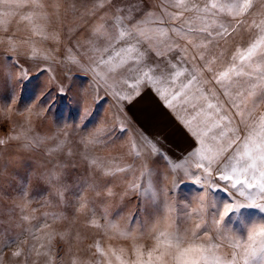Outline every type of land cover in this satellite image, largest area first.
I'll return each mask as SVG.
<instances>
[{
    "label": "snow or ice",
    "instance_id": "snow-or-ice-1",
    "mask_svg": "<svg viewBox=\"0 0 264 264\" xmlns=\"http://www.w3.org/2000/svg\"><path fill=\"white\" fill-rule=\"evenodd\" d=\"M52 19L70 22V46L65 49L63 60L55 61L34 41H18L12 34L14 24H23L36 36H43ZM243 27L255 29L256 35L246 47L236 50L226 69L215 71L219 57L214 49L221 42L228 44ZM0 32L7 37L10 52L18 53L28 46L24 53L28 67L11 56L6 60L12 63L0 62V77L9 84L10 92L8 99L0 101L5 109L15 100L16 87H26L33 79L38 81L32 94L39 101L36 115L43 116L46 109L59 103V98H69L70 89H47L40 82L39 78L51 71L50 60L77 65L91 74L92 105L97 109L102 100L111 101L109 120L89 131L96 121L92 105L85 106L89 97L83 89L71 97L80 119L74 134H79L81 156L104 180L102 185L85 182L79 188L75 211L88 207L90 202L84 194L89 188L97 196L103 192L106 198L113 197L108 185L118 177H132L124 195L140 191L141 182L146 180L145 191L151 192L157 201L154 215L139 228L141 237H152L151 248L145 251L141 244L133 243L125 258V249H120L118 255L116 250H106L96 243L95 264H113L112 257L119 264H264V216L258 215L250 222L244 220L241 228L228 222L230 217L240 219L248 209L264 214V112L258 111L264 106V0H259V6L257 0H0ZM81 34L83 42L79 39ZM51 38L58 39L55 34ZM33 63L35 74L31 73ZM204 74H212V80L207 82L224 88L229 97L234 95L230 105L234 110L232 116L221 115V109L208 101L205 90L199 87L206 82L202 79ZM49 79L55 81V77ZM144 88L166 109L188 114L179 116L192 138L184 155L176 159L166 155L159 140L127 121V105L141 96ZM32 114L29 107L20 132L10 139L21 141L26 150L38 149L48 141L56 145L49 151L63 150L69 143L68 134L61 138L63 129L58 127L51 135H34ZM234 121H238L235 127ZM124 136L132 163L120 166L93 154L98 145L107 147ZM6 143L0 140V145ZM67 154L71 155V151ZM153 157L157 164L163 161L168 171L154 172L149 168ZM62 167L50 169L43 176L61 198L62 192L56 186L62 180ZM178 171L182 176L172 175L169 183L170 173ZM186 181L199 186V193L192 195L190 202H178L176 193ZM215 192L226 194L227 199L221 201ZM27 195L25 188L22 196ZM25 206H21L22 211ZM88 211V224L92 227L136 239L137 229L129 226L131 221L127 218L122 226L109 219L105 210L101 224L95 218V208ZM43 215V223L25 229L33 241H39V233L51 227L49 218L53 223L66 219L60 213ZM22 220L30 222L31 218L22 216ZM56 235L49 231L48 242L41 243L39 249L33 243L28 255L43 256L45 264H93L90 259H78L71 245L65 249L64 244L58 243L53 250ZM58 235L60 241H66L69 233L61 231ZM12 243L20 241L17 238L0 242V252ZM225 247L229 249L227 253L222 252ZM11 254L21 257L23 252L17 248Z\"/></svg>",
    "mask_w": 264,
    "mask_h": 264
},
{
    "label": "rangeland",
    "instance_id": "rangeland-1",
    "mask_svg": "<svg viewBox=\"0 0 264 264\" xmlns=\"http://www.w3.org/2000/svg\"><path fill=\"white\" fill-rule=\"evenodd\" d=\"M257 6H259V0H257ZM257 19H259V17H257ZM254 35H256L255 29L249 31L246 27H243L240 29V33L228 44L221 42V44L214 49V52L219 57V60L215 64V71L218 72L226 69V67L232 63L231 58L236 50L246 47L247 43ZM236 63L239 65L240 62L237 60ZM50 69L51 71L48 74L51 77H55V81L51 80L49 85L43 83L44 86L47 89H58L59 87H63L71 91L69 92V98L67 100L59 98V103L51 108V110L46 109L47 113H44L43 116L36 115L39 101L37 103L35 99V104L37 103L34 107L35 115H32L30 118L33 134L37 136H48L55 132L58 127H64L61 138H63L64 133H67L69 143L66 144L61 151H49L56 147L55 143L52 141H48L40 148L34 150L24 149L21 146V141L7 140L6 144L0 145V242H11L17 238L20 241L19 244L12 243V248H6L3 252H0V264H45V258L43 256H37L35 253L29 256L28 250L33 243L36 244L37 249H39L41 243H47V233L49 231L57 233L56 238L52 240L53 250H55L58 243L64 244L65 249L71 245L78 259H90L93 261V264H95V260L98 259V256L93 255L95 252L93 246L101 242V234L104 232V229H97L88 224V220L91 218L88 208H95V218L100 221L101 224L104 223L101 214L105 210L108 212L109 219L119 222L122 226L125 223V218H127L131 221L129 226L136 228V233L139 234L140 226L146 220L152 218L157 207L153 203L154 199L151 192L145 191L147 188L146 180L141 182L142 187L140 191L128 192L124 195L127 184L132 179L131 176H128L127 179L118 177L112 184L108 185L114 193V196L111 198H106L103 195L102 189H98L101 190L102 194L97 196L96 192L92 188H89L84 194L85 198L90 202L88 207L82 209L78 213L75 211V198L79 195V188L85 182L94 185H102L104 183L98 170L93 169L88 162L82 158L81 152L83 149L78 145L79 134H74V129L80 123V119L75 103L71 102V97L73 95H78L83 89L85 95L89 97L88 100L92 101L91 89L89 87L91 84V74L80 70L77 65L71 63H67V66L63 70H60V67L58 68L57 65L51 66ZM64 72L66 73L65 79L62 81L61 77ZM31 73H36L35 63L32 65ZM207 77H210L212 80V74H204L202 79L206 82L199 85V87L205 90L208 101L221 109V115L227 114L228 116H232L234 110L230 108V105L234 95L233 97H229L224 88L215 82H207L209 81ZM41 78L42 76L39 78L40 82ZM37 83L38 81L33 79L26 87L19 86V88L21 87L20 89H22L24 93L28 92L32 95L33 92L31 91L35 89ZM100 95L103 96L104 94L101 93ZM53 97L57 98L55 92H53ZM93 106L94 105H92V107ZM106 106L112 107L111 101L104 102L102 100L99 108H96V112L94 113V115H96V121L89 126V131H94L95 128L100 127L102 123L109 120L111 115L104 114ZM258 111L264 112V106ZM178 112L179 116L188 115L179 109ZM11 119L17 120L18 130L14 127L11 128V126H6V131H1L2 138L8 130H13L10 137L17 135L23 125L25 116H17ZM89 119H92V117H89ZM87 122L86 120L85 123ZM237 124L238 121H234L232 126L235 127ZM80 127L82 132L83 125H80ZM242 127L241 125V128ZM241 134L243 135L244 132L242 131ZM126 140L127 136H124L116 140L114 144H109L107 147L98 145L94 149L93 154L101 158L104 162L126 166L133 162L132 156L129 155ZM123 142H125V147L122 148ZM69 151H71V155L67 154ZM155 158L156 157H153L152 160L149 161V168L153 169L154 172L156 170H165L160 164L155 163ZM60 165H63V167L60 168L62 180L56 187L62 192V198L58 196L56 190L43 179V176L50 169L59 168ZM76 167L78 171L85 172L93 170L95 173L90 176L89 173L85 172L87 175L86 177L83 176L82 178L74 179L72 175ZM175 174L177 177L182 176V173L179 171ZM156 179L158 180L159 177L157 176ZM153 181L155 183V176H153ZM170 181L171 177L169 183ZM25 188L28 193L27 198L22 196ZM199 190V186L190 181H186L180 185L176 193V199L178 202H190V197L194 194H198ZM47 192L48 195L46 194ZM141 192H144V194L141 195ZM214 194L218 195V199L221 201L227 199L226 194L220 192H215ZM5 196L10 199L9 201L13 206H1L4 202H7L3 198ZM43 196H48V200L42 198ZM38 198L40 199L38 200ZM25 200L29 201L28 204H33L35 201H38V203H36V207L28 206V204L24 203ZM22 205H26L23 207V211L21 210ZM177 211H179V209H177ZM46 212L60 213L66 217V219L57 220L53 223L51 218H49L48 223L51 227L39 233L41 237L39 241H33L31 235L25 229L43 223V214ZM258 215L264 216V214L258 213L256 209H248L246 212L241 213L240 219L234 220L230 217L228 222L241 228L244 220L250 222ZM22 216H29L31 218L30 222L22 220ZM74 220L75 222H73ZM58 230H60V232L67 231L69 233L66 241H60ZM111 236L125 239V237L118 235ZM142 238L143 241L145 240V250H149L152 246V237L147 235ZM17 248L21 249L23 252L21 257H14L11 254L13 251L17 250ZM228 251L229 249L227 247L222 249L223 253H227Z\"/></svg>",
    "mask_w": 264,
    "mask_h": 264
},
{
    "label": "crops",
    "instance_id": "crops-1",
    "mask_svg": "<svg viewBox=\"0 0 264 264\" xmlns=\"http://www.w3.org/2000/svg\"><path fill=\"white\" fill-rule=\"evenodd\" d=\"M62 2H72V0H62ZM70 26V22L66 19L57 21L55 19H52L47 24V31L43 36H36L33 34L28 27H26L23 24H14L12 26V34L17 38L18 41L21 40H30L34 41L36 46L41 49L42 51L49 52L54 58L55 61L63 60L65 56V49L70 46L69 44V38L67 35V29ZM51 34H55L58 39H52ZM48 38H45V37ZM81 42L84 41V34H81L79 37ZM28 50V46L25 45L22 47L18 53L10 52L8 50L7 46V37L3 32H0V62L4 63H12V61L6 60V57L11 56L14 57L16 60H19L21 65L29 66L25 63L24 59V53ZM60 70H63L67 64H61L58 62H54L52 60L48 61V66H56ZM41 66H43V62H41ZM154 66V65H153ZM14 71H18L17 69H13ZM33 74V73H32ZM65 72L62 75L61 79L64 81L65 79ZM51 77L48 73H46L41 78L42 83L50 84L51 80L49 79ZM209 81H211L210 77H207ZM60 81V78H59ZM21 88V87H20ZM19 86L15 89V100L11 103L9 109H5L3 104L0 103V140H12L10 139V134L13 130H8L4 137H1V131H6L5 127L11 126V128L17 129V120L11 119L17 116H26L27 115V109L31 107L33 109V116L35 115L34 107L37 105L35 104V98L33 95L29 94L28 92L24 93L22 89H20ZM34 90V89H33ZM33 90L31 92H33ZM143 94L136 99H134L131 103H129L125 109V117L130 123V125L137 129H143L146 133L150 134V136H154L157 140L161 142V145L163 146V151L166 155H169L173 159H176L177 157H180L185 154V150L189 149L190 145L192 144V138L189 136V134L186 132L185 128L182 126L180 120H179V112H172L169 109H166L162 102L157 99V97L151 92L147 91L146 88L142 89ZM10 92H9V84L4 81L2 77H0V101L6 100L9 98ZM88 95V94H87ZM92 104V101L88 100V103L85 106H89ZM111 106H106V109L104 110V114L111 115L110 112ZM93 113L96 112L95 105L93 106ZM37 111V109H36ZM47 113V110H45ZM31 115V116H32ZM14 116V117H13ZM5 122L6 126H5ZM64 128V127H63ZM62 128V129H63ZM18 130V129H17ZM18 141V140H14ZM14 143V142H13ZM122 148L125 147V142L122 143ZM156 160V158H155ZM78 161V160H77ZM81 162V161H80ZM157 164V163H156ZM160 166L167 171L166 165L163 161H161ZM76 170L73 172V178H82L83 176L86 177V173H89L90 176L95 173L92 171H78L77 167ZM92 172V173H91ZM172 175L177 176L175 173H170V177ZM123 179V178H122ZM48 195V192L46 193ZM4 200L7 202L3 203L1 206H13L12 203L9 201L10 199L8 197H3ZM41 198V197H40ZM38 198V200L40 199ZM42 198L48 200V196H43ZM25 204H28L29 201H24ZM36 203L38 201H35L33 204L30 203L28 206H34L36 207ZM153 203L155 206H157L156 200H153ZM75 222V220L73 221ZM60 229V228H59ZM60 232V230H58ZM101 242L100 244L103 245V247L107 250L109 248H112L116 250L117 254L119 255L120 249H125V258L130 254L131 248L133 243H139L143 246L145 249V240L143 241V238L140 236V234L135 233L136 239L133 240L132 238H126L120 239L115 236L114 232L106 231L101 234ZM131 243V244H130ZM12 248V247H10ZM9 249V248H8ZM147 251V249L145 250ZM95 257V256H93ZM113 264H119L118 261L115 260V257H112Z\"/></svg>",
    "mask_w": 264,
    "mask_h": 264
}]
</instances>
